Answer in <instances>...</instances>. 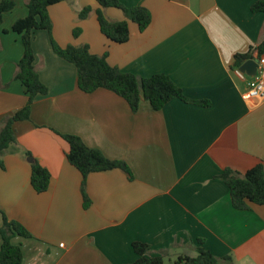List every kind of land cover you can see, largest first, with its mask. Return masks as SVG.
<instances>
[{
  "label": "crops",
  "instance_id": "crops-1",
  "mask_svg": "<svg viewBox=\"0 0 264 264\" xmlns=\"http://www.w3.org/2000/svg\"><path fill=\"white\" fill-rule=\"evenodd\" d=\"M121 1L151 11L145 31L130 21L129 40L114 42L101 31L96 0H68L49 9L55 41L88 44L140 77L167 74L189 99L211 105L174 98L157 111L143 99L133 113L112 91L85 93L76 66L54 52L47 30L36 31L35 65L49 92L37 97L30 120L15 123L17 142L0 156V209L32 234L12 239L22 264H128L138 257L136 241L149 244L153 256L165 250L166 264H177L181 255L197 256L199 239L220 264H264V205L236 209L218 178L264 159V99L247 97L251 76L234 67L237 55L264 40V13L251 10L258 0ZM85 7L92 13L80 19ZM104 12L125 19L121 9ZM27 15V1L16 0L0 28V129L28 99L15 79L24 46L12 30ZM62 134L125 161L134 179L120 169L91 173L86 208L83 176L68 161ZM35 160L51 174L42 193L31 183Z\"/></svg>",
  "mask_w": 264,
  "mask_h": 264
},
{
  "label": "trees",
  "instance_id": "trees-1",
  "mask_svg": "<svg viewBox=\"0 0 264 264\" xmlns=\"http://www.w3.org/2000/svg\"><path fill=\"white\" fill-rule=\"evenodd\" d=\"M28 15L18 19L13 25V32L20 35L24 46V54L18 63L15 79L18 80L28 99L24 107L7 116L0 129V156L17 142L15 123L31 119L32 106L38 96L48 94V87L41 80L35 65L34 34L38 30H47L50 34L52 48L62 59L74 64L77 69L78 88L85 93H92L98 89H107L124 98L133 113H137L143 99L148 101L154 110H161L174 98L202 106H210L208 100H191L182 88L167 74H155L150 77H140L134 73L125 72L108 61V53L98 55L92 53L88 44L60 46L53 37V21L49 9L52 5L68 0H26ZM100 8L96 11L102 33L117 43H125L130 38V21L138 24L141 31H145L152 22L151 11L145 6L128 7L121 0H96ZM16 7V0H0V28L5 15ZM109 7L121 9L125 15L122 21H114L105 15L104 10ZM251 10L253 13H264V0L256 1ZM92 13L90 7H85L78 13L80 19H87ZM80 29L74 30L78 37ZM255 53L264 55V40L246 54L236 56L234 67L240 68L245 62L255 58ZM69 144L66 156L71 165L83 176L82 192L84 206L90 205L86 191L87 177L91 173L120 169L130 180L134 179L129 165L123 160H112L100 149L89 147L77 135L62 134ZM31 156L30 153H27ZM230 189L233 206L238 210H249L252 204L264 205V159L245 173L232 169H225L218 176ZM50 171L37 160L32 162L31 183L39 192H45L50 186ZM3 225L0 227L2 245L0 247V264H22L23 253L19 245L12 239L16 235L32 237V234L20 222L10 220L0 209ZM204 240L199 239L197 256L181 255L176 259L177 264H220L221 259L203 247ZM138 255L137 259L128 264H166V251L152 255V247L144 242L136 241L132 244ZM224 259H230L226 257Z\"/></svg>",
  "mask_w": 264,
  "mask_h": 264
},
{
  "label": "built area",
  "instance_id": "built-area-1",
  "mask_svg": "<svg viewBox=\"0 0 264 264\" xmlns=\"http://www.w3.org/2000/svg\"><path fill=\"white\" fill-rule=\"evenodd\" d=\"M258 66L254 76L250 77L247 83V97L253 99H264V55L255 53Z\"/></svg>",
  "mask_w": 264,
  "mask_h": 264
},
{
  "label": "water",
  "instance_id": "water-1",
  "mask_svg": "<svg viewBox=\"0 0 264 264\" xmlns=\"http://www.w3.org/2000/svg\"><path fill=\"white\" fill-rule=\"evenodd\" d=\"M257 66H258L257 60L256 59H251V60H248L247 62H245L239 68V70L242 73H245V74H247L249 76H254L256 74V71H257Z\"/></svg>",
  "mask_w": 264,
  "mask_h": 264
}]
</instances>
